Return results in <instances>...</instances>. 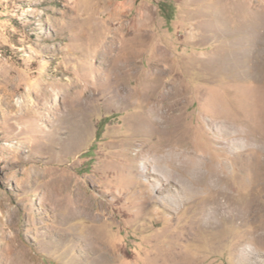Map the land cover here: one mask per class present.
Listing matches in <instances>:
<instances>
[{
    "label": "rangeland",
    "instance_id": "374dc122",
    "mask_svg": "<svg viewBox=\"0 0 264 264\" xmlns=\"http://www.w3.org/2000/svg\"><path fill=\"white\" fill-rule=\"evenodd\" d=\"M222 191L242 214L212 213ZM18 262L264 264V0H0Z\"/></svg>",
    "mask_w": 264,
    "mask_h": 264
},
{
    "label": "bare ground",
    "instance_id": "6f19581e",
    "mask_svg": "<svg viewBox=\"0 0 264 264\" xmlns=\"http://www.w3.org/2000/svg\"><path fill=\"white\" fill-rule=\"evenodd\" d=\"M80 15V14H79ZM115 16V15H114ZM111 19V18H110ZM98 23V22H97ZM130 23L129 22H127L126 21V23H125V25H126V27L129 25ZM99 25V24H98ZM96 26H97V24H96ZM97 28H99V27H97ZM100 29V28H99ZM106 31H107V33H106V39H105V41H103L101 44H100V48L101 49H103V48H107L108 46H109V48H111V47H116V38H115V36H113V33L112 32H114V29H113V27H109V29H106ZM129 32V29H128V27L127 28H125L124 29V33H123V37L127 34ZM83 37V36H82ZM127 40V39H126ZM125 40V41H126ZM98 47H99V45H98ZM99 48V49H100ZM100 49V50H101ZM108 49V48H107ZM112 51V50H111ZM124 85V84H123ZM170 92L168 91V92H165L164 93V95L163 96H165V99H166V96L169 94ZM173 94V93H172ZM170 96H171V94H169ZM117 97V96H116ZM162 98V97H161ZM144 99V98H143ZM164 99V100H165ZM144 102V101H143ZM149 102V101H148ZM121 103V102H120ZM155 103V102H154ZM146 104H147V102H146ZM145 104V105H146ZM148 105V104H147ZM160 105V104H159ZM175 105V104H174ZM178 105V104H177ZM176 108H177V106H176ZM174 110H175V108H173ZM147 110V109H146ZM154 110V109H153ZM144 113H145V110H144ZM146 113H147V115H148V113H149V111H146ZM146 115V114H145ZM154 116V115H153ZM155 116H157V115H155ZM158 116H159V114H158ZM150 118L152 117V116H149ZM160 119V118H159ZM141 122V121H140ZM143 122V121H142ZM140 124V123H139ZM241 172H245V171H243V170H241ZM216 180V179H215ZM216 189V188H215ZM218 192V191H217ZM235 195V194H234ZM211 201V200H210ZM233 201V197H232V194H230V192L228 193V192H219V193H217L216 194V197L214 198V200H213V203H214V206H212V208L210 209L211 211H212V213L213 214H217V215H228V218L230 217V216H232L233 215V213L234 212H236L237 214H242L241 213V211H240V209H238V207H236L235 205L234 206H231V205H233L234 203V201ZM76 204V203H75ZM213 205V204H212ZM202 215V214H201ZM246 215H239V216H234V218L235 219H239L240 221H242V220H244V218H242V217H245ZM251 217L249 216V220L250 221H252V218L250 219ZM227 219V218H226ZM229 220V219H228ZM244 222H245V220H244ZM249 222V221H248ZM249 224V223H248ZM188 229V228H187ZM186 229V231L187 232H189L188 230ZM185 231V232H186ZM181 234H182V232H181ZM189 235V234H188ZM14 240V239H13ZM175 240V239H174ZM172 241V240H171ZM178 242V241H177ZM17 246V245H16ZM15 250H16V248H15ZM15 252V251H14ZM18 253V252H17ZM16 253V254H17ZM19 255V253L17 254V256ZM21 256H22V254H20ZM12 257V256H11ZM10 257V258H11ZM16 257V256H15ZM14 258V257H13ZM18 258V259H17ZM16 259L17 260H24L23 259V257H17ZM103 258V257H102ZM13 260H15V258L13 259ZM19 263V262H18ZM25 263V262H24ZM19 264H22V263H19Z\"/></svg>",
    "mask_w": 264,
    "mask_h": 264
}]
</instances>
